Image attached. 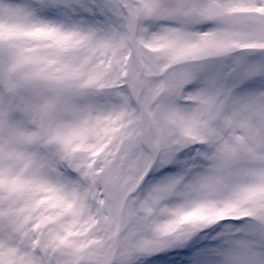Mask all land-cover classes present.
<instances>
[{
    "label": "snow or ice",
    "instance_id": "obj_1",
    "mask_svg": "<svg viewBox=\"0 0 264 264\" xmlns=\"http://www.w3.org/2000/svg\"><path fill=\"white\" fill-rule=\"evenodd\" d=\"M0 264H264V0H0Z\"/></svg>",
    "mask_w": 264,
    "mask_h": 264
}]
</instances>
